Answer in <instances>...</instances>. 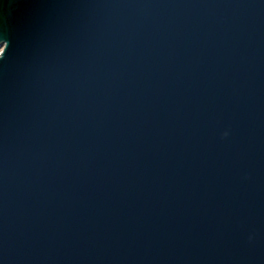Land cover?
<instances>
[{"label": "water", "instance_id": "obj_1", "mask_svg": "<svg viewBox=\"0 0 264 264\" xmlns=\"http://www.w3.org/2000/svg\"><path fill=\"white\" fill-rule=\"evenodd\" d=\"M0 264H264V0H0Z\"/></svg>", "mask_w": 264, "mask_h": 264}, {"label": "snow or ice", "instance_id": "obj_2", "mask_svg": "<svg viewBox=\"0 0 264 264\" xmlns=\"http://www.w3.org/2000/svg\"><path fill=\"white\" fill-rule=\"evenodd\" d=\"M0 51H2V49H0Z\"/></svg>", "mask_w": 264, "mask_h": 264}]
</instances>
